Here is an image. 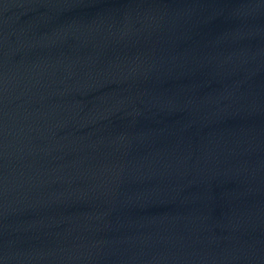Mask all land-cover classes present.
I'll return each mask as SVG.
<instances>
[{"label": "water", "instance_id": "water-1", "mask_svg": "<svg viewBox=\"0 0 264 264\" xmlns=\"http://www.w3.org/2000/svg\"><path fill=\"white\" fill-rule=\"evenodd\" d=\"M0 264H264V0H0Z\"/></svg>", "mask_w": 264, "mask_h": 264}]
</instances>
